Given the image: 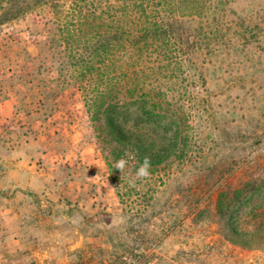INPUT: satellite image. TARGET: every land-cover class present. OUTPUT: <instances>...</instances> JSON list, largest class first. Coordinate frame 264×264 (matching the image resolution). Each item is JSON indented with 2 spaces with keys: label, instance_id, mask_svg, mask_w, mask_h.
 <instances>
[{
  "label": "rangeland",
  "instance_id": "rangeland-1",
  "mask_svg": "<svg viewBox=\"0 0 264 264\" xmlns=\"http://www.w3.org/2000/svg\"><path fill=\"white\" fill-rule=\"evenodd\" d=\"M235 6L248 7L243 1ZM233 16L207 45L177 54L182 69L174 65L164 74L175 89L170 98L186 114L190 145L184 159L151 168L134 185L139 165L122 173L114 169L125 153L117 157L104 144L86 106L88 83L74 77L71 57L84 49L83 42H67L73 19L63 22V35L47 10L0 26L4 65L36 100L35 112L28 103L20 109L44 123L59 114L60 127L78 130L77 143L88 150L76 160L100 159L86 178L90 211L84 219L72 215L74 226L90 239L85 247L65 250V264H264V239L239 242L222 214L230 206L238 228L249 230L259 223L247 213L264 200L263 192L256 194L238 212L234 199L247 184L264 180V34L244 38ZM70 147L60 140L54 147L67 163L75 158ZM35 165L42 169L43 161Z\"/></svg>",
  "mask_w": 264,
  "mask_h": 264
},
{
  "label": "trees",
  "instance_id": "trees-1",
  "mask_svg": "<svg viewBox=\"0 0 264 264\" xmlns=\"http://www.w3.org/2000/svg\"><path fill=\"white\" fill-rule=\"evenodd\" d=\"M241 1L248 7L237 8ZM42 10L61 35L63 22L74 21L67 42L84 49L71 57L74 77L88 83L86 106L104 144L117 157L149 156L151 168L184 159L191 141L186 114L170 98L175 89L165 82L174 65L182 69L177 54L202 48L231 15L244 38L264 34V0H0V26ZM261 192L264 180L247 184L234 195L237 211ZM253 207L247 214L259 225L249 230L235 224L236 210L222 208L234 239L246 245L264 239V200Z\"/></svg>",
  "mask_w": 264,
  "mask_h": 264
},
{
  "label": "crops",
  "instance_id": "crops-1",
  "mask_svg": "<svg viewBox=\"0 0 264 264\" xmlns=\"http://www.w3.org/2000/svg\"><path fill=\"white\" fill-rule=\"evenodd\" d=\"M5 59L0 48V261L65 264L69 258L63 252L85 247L90 239L74 226L72 215L84 219L90 211L86 178L100 159L76 160L88 150L77 143L78 130L60 127L64 119L59 114L44 123L20 109L28 103L26 108L35 112L36 100L11 79ZM59 140L71 145L75 158L68 163L54 148ZM40 159L42 169L35 165Z\"/></svg>",
  "mask_w": 264,
  "mask_h": 264
},
{
  "label": "clouds",
  "instance_id": "clouds-1",
  "mask_svg": "<svg viewBox=\"0 0 264 264\" xmlns=\"http://www.w3.org/2000/svg\"><path fill=\"white\" fill-rule=\"evenodd\" d=\"M137 163L139 166L136 167L135 176L130 181V184L134 185L136 179L143 180L150 176L152 161L149 156H144L142 161H137L135 153L126 152L124 156L114 163L113 167L122 173L126 167H135Z\"/></svg>",
  "mask_w": 264,
  "mask_h": 264
}]
</instances>
